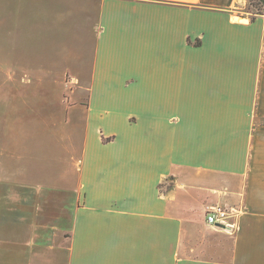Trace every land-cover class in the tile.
Instances as JSON below:
<instances>
[{
	"label": "crops",
	"instance_id": "crops-1",
	"mask_svg": "<svg viewBox=\"0 0 264 264\" xmlns=\"http://www.w3.org/2000/svg\"><path fill=\"white\" fill-rule=\"evenodd\" d=\"M264 10V0H259ZM248 0H0L78 121L0 124V264H264V13ZM48 49V50H47ZM242 207L238 230L207 207Z\"/></svg>",
	"mask_w": 264,
	"mask_h": 264
},
{
	"label": "rangeland",
	"instance_id": "rangeland-1",
	"mask_svg": "<svg viewBox=\"0 0 264 264\" xmlns=\"http://www.w3.org/2000/svg\"><path fill=\"white\" fill-rule=\"evenodd\" d=\"M24 32L27 34L0 30V124L9 128L31 122L44 128L59 126L70 104L68 118L78 121L74 110L79 107L73 103L84 96V88L68 83H35L39 74L58 75L54 72L64 63L48 49L42 52L43 46L51 44L46 38V42L37 44L30 28Z\"/></svg>",
	"mask_w": 264,
	"mask_h": 264
},
{
	"label": "built area",
	"instance_id": "built-area-1",
	"mask_svg": "<svg viewBox=\"0 0 264 264\" xmlns=\"http://www.w3.org/2000/svg\"><path fill=\"white\" fill-rule=\"evenodd\" d=\"M242 207L209 206L205 212V223L211 227L233 233L238 230V218L243 214Z\"/></svg>",
	"mask_w": 264,
	"mask_h": 264
},
{
	"label": "trees",
	"instance_id": "trees-1",
	"mask_svg": "<svg viewBox=\"0 0 264 264\" xmlns=\"http://www.w3.org/2000/svg\"><path fill=\"white\" fill-rule=\"evenodd\" d=\"M248 11H252L251 10V7H255L256 8V11H252L251 12V17L250 19L253 20L255 15L257 14H263L264 13V10L262 9V6H261V3L259 0H248Z\"/></svg>",
	"mask_w": 264,
	"mask_h": 264
}]
</instances>
